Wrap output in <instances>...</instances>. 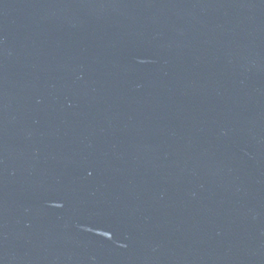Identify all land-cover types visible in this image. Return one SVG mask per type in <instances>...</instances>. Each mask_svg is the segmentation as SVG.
I'll list each match as a JSON object with an SVG mask.
<instances>
[{
    "label": "water",
    "instance_id": "1",
    "mask_svg": "<svg viewBox=\"0 0 264 264\" xmlns=\"http://www.w3.org/2000/svg\"><path fill=\"white\" fill-rule=\"evenodd\" d=\"M0 264H264V0H0Z\"/></svg>",
    "mask_w": 264,
    "mask_h": 264
}]
</instances>
